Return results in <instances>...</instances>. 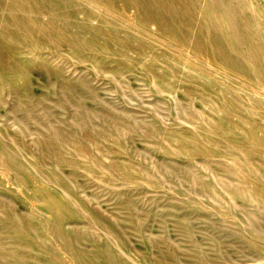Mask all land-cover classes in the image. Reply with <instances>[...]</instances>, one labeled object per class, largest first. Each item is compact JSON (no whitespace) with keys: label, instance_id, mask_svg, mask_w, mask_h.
Masks as SVG:
<instances>
[{"label":"rangeland","instance_id":"374dc122","mask_svg":"<svg viewBox=\"0 0 264 264\" xmlns=\"http://www.w3.org/2000/svg\"><path fill=\"white\" fill-rule=\"evenodd\" d=\"M157 1L177 21L162 27L136 18L147 32L139 33L142 45L121 46L87 32L83 46L54 47L41 38L16 49L0 44V150H10L41 175L5 165L0 152V241L5 246L24 241L31 247L19 248L21 253L46 257L49 249L57 248L55 241H46L45 247L15 225L32 213L47 224L54 220L43 212V201L48 195L58 201L66 198L55 180L41 179L51 171L85 214H69L66 227L98 235L101 241L94 248L106 242L95 228L97 210L120 223L129 249L158 264H205L195 257L198 251L209 264H232L254 252L250 244L264 250V185L251 179L259 175L264 180V76L258 70L264 67V50L251 66L239 53L253 46L251 28L262 36L259 45L264 49V0ZM9 2L0 0V19ZM98 6L110 20L138 26L121 3ZM85 12L75 13L74 19L88 22ZM243 62L251 73L242 69ZM73 124L79 134L104 128L103 134L86 136L85 155H103L98 162L106 169L108 160L118 164L116 171L94 175L105 184L81 177L79 171L73 176L65 163L69 161L61 163L56 153L36 155L34 142L50 140L53 130L80 141L78 134L68 135ZM60 145L63 157H70L74 146ZM97 147L99 151H92ZM153 165L163 168L165 181L152 174ZM212 176L221 178L223 188L227 180L235 185V179L252 186L258 203L235 201L246 215L260 212V235L242 232L228 212L210 209L213 205L203 193L213 189L212 197L223 196ZM74 181L87 188L80 192ZM2 212L15 215L16 222L10 225ZM177 216L189 219V233L182 228L174 232L170 221ZM138 227L158 241L149 247L135 238ZM6 259L0 264H18Z\"/></svg>","mask_w":264,"mask_h":264},{"label":"bare ground","instance_id":"6f19581e","mask_svg":"<svg viewBox=\"0 0 264 264\" xmlns=\"http://www.w3.org/2000/svg\"><path fill=\"white\" fill-rule=\"evenodd\" d=\"M85 1L86 3H82L80 0H10V4L2 13L3 16L1 15L2 18L0 19V44L7 48L16 49L19 48V46L26 40L34 41L41 38L54 47H58L64 44H68L70 46H83L87 44V41L83 35L85 32H87L93 37L104 36L106 37V39L115 41L121 46H126L129 43L142 45L144 43V39L142 38L143 36H139V33H143L145 35L147 34V32L139 27L136 18H147L148 23H159V25H162V27L169 26L171 23L177 21L175 16L170 15V13L164 8L163 3H160L157 0ZM117 2L121 3L123 12L132 13L134 15V22H136L135 24H137L138 26L130 25L131 27H125L124 25H121L120 22L113 21L107 18L108 15H106L105 17L104 14L98 12V10L101 9V7H99L98 5H115V3ZM85 6H89V9H91L87 10V13L85 12ZM68 8L71 11H67ZM83 12L86 13L88 22L81 23L76 21L73 15L75 13L81 14ZM249 37L250 39H252L253 46L249 49H241L239 53L241 54L243 59H247L249 66H251L252 64L257 65V58L259 55L263 54L264 50L259 45V42L262 40V36L256 30L251 28L249 31ZM243 64L244 62L242 63V69L251 73L252 71H250L248 67L244 66ZM234 67L237 68V72H242V69L239 66ZM258 70L261 71V75L264 76V67H260L258 68ZM17 79V76L13 77V82ZM106 127L111 128V125L108 124ZM72 128L73 129H71L68 135L73 136L74 134H78L80 136L78 138L80 141H74L73 139L65 136L67 134L63 135L59 130H53V133L50 132V140L47 141L44 139H38L34 142L36 147V155L43 154V152L45 155L51 154V152L56 153L57 156L59 155V157L62 159L60 160L61 163L65 162L64 160L69 161L65 163L69 164L71 168L70 173L73 176H77V172L79 171L81 177L95 179L98 183L105 184V182L102 181L100 177H95L94 175L107 170V172H112L114 170L116 171L115 167H117L118 164L115 161L111 162V160H108L106 169L98 162V160L104 158L103 155L96 154V158H92L93 155H85V152L87 151L85 149V146L88 143L86 136L103 134L102 130H104V128L99 126V128H96V132H93V134L91 131H88L85 134H82V132L80 134L77 133L76 131H74V129H76L74 124L72 125ZM59 134L64 138L60 140L53 139L55 135L57 136ZM60 141H62L63 144H71L74 146V149L71 150L73 151V153L70 154V157H63V149L61 148L62 146L60 145ZM187 141L188 142H185L186 144H193V140ZM99 144L102 145L101 143ZM103 147L106 148L105 146ZM235 147L237 146L233 145V148ZM99 150L100 149L97 147L92 151L96 153V151ZM0 152L4 157V164L14 168V170L27 171L26 169L30 168L27 164L23 163V159L21 160L18 155L12 153L10 150L2 147ZM163 167L166 168L169 172L171 171L166 166ZM152 169L156 170L153 171L152 174H155V176H157L159 179L165 181L162 173L160 175V172L163 168L158 169L157 166L153 165ZM31 170L36 176L38 175L39 177H41V175L38 174L37 171H35L34 169ZM121 173L124 174L125 172L122 171ZM50 174H52L51 171H49V178L45 179L44 176V178L41 179L49 181L50 179H53L52 181L55 180L58 184H56V186L59 187L63 196L66 198L65 201H58L54 200L51 196L48 195V201H43L45 207L43 212L45 214L47 213L52 215L54 217V220L51 223L47 224L39 218V215L36 216L32 213L31 215L26 216L23 222L21 221L17 224H14L18 226L20 233H23L28 237L32 236V238L42 242L45 247L47 245L46 241H49L50 239L55 241L57 243V248L49 249L51 255L46 257L40 254L30 255L21 253V249L19 248L31 247L24 241L21 243L13 241L10 243V247L5 246L8 244L0 241L1 260L11 258L14 259L18 264H158L143 257L140 250L129 249V237L124 235L122 227L119 226L120 223L117 220H110L103 217L98 213L97 210H94V214L98 215L96 216L97 224L95 223V228L102 233L106 241L101 247L94 248L93 246L95 243L101 241V238L98 237V235L86 232L81 233L74 229L67 228L66 217L69 214H85L77 200L71 198L70 194L72 193L68 192L67 190L69 189L64 187L63 184L65 183L63 182V180L56 174ZM235 177L237 178L238 176L235 175ZM212 178L213 183L216 186H218L219 188L222 187L220 184V182H222L221 178L215 176H212ZM251 179H254L256 181L258 180L259 182L262 181L264 185V180L259 175L257 177H252ZM235 182L236 184L233 185L232 181L227 180L226 184L224 185L225 188L222 187V197L216 194H214V197H212V192L214 191L213 189H210L208 195L203 193V198L208 197V199L206 198V200H210L209 205H213L210 207V209H218L217 211L223 210L232 215L235 220L234 224L237 225L239 229H242V232L247 233L248 231H250V233H257L258 235H260V229L262 225L258 222L257 219V214H259L260 212L257 211V214L252 213L251 215H246V213L241 208L242 205H239L238 202L235 201V199L237 198V200L239 199L241 200V202L248 201L254 204L255 202L258 203V197L257 195L255 196L254 194H252V186L248 184L246 185L245 182H243L242 184H238L237 179H235ZM75 185L77 187L76 189H79L80 192L87 188L86 185H82V183L80 182H76ZM191 194H194L195 196V192ZM91 197L93 198L94 195H91ZM254 197H256L257 201H254ZM195 198H198V196H196ZM261 211L263 214L264 208ZM38 213L41 215V212ZM2 215L10 219L8 221L10 225H12L13 222H16V217L13 214L7 215L5 212H2ZM235 215H239V217ZM170 222L173 230H177L176 228H182L184 233H189L190 224L187 217L181 218L177 216ZM134 232L136 233L134 235L135 238L145 241L147 246L158 241V236L156 237L153 235H147L145 234V230L141 228L134 230ZM162 241L165 242L163 238ZM250 245L249 246L254 252L251 253L250 256H248L245 260H235L232 264H264V250L254 244ZM171 247H173V245H170L169 249H171ZM169 249H166V251H168L172 255L173 251L175 252L174 247L171 249L172 253L169 251ZM2 252L5 253L3 254ZM195 257L199 258V260H202V263H210L209 261L207 262V258L204 256L203 252L198 251Z\"/></svg>","mask_w":264,"mask_h":264}]
</instances>
